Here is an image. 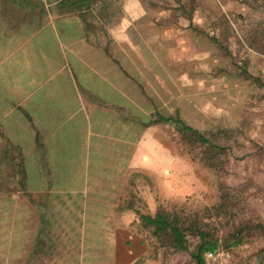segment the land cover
<instances>
[{
  "label": "crops",
  "instance_id": "0c3cea01",
  "mask_svg": "<svg viewBox=\"0 0 264 264\" xmlns=\"http://www.w3.org/2000/svg\"><path fill=\"white\" fill-rule=\"evenodd\" d=\"M142 1L0 0V264L83 262L86 222L112 228L103 264H135L137 213L179 197L168 124L128 73Z\"/></svg>",
  "mask_w": 264,
  "mask_h": 264
},
{
  "label": "rangeland",
  "instance_id": "374dc122",
  "mask_svg": "<svg viewBox=\"0 0 264 264\" xmlns=\"http://www.w3.org/2000/svg\"><path fill=\"white\" fill-rule=\"evenodd\" d=\"M140 5L146 11L140 25L126 19L131 32L145 27L140 50L131 51L132 81L157 113L176 115L227 149L219 159L222 169L211 171L198 161V149L170 125L164 127L163 138L179 157L180 188L179 197L164 195L156 209L203 216L216 235L214 249L230 255L219 264H253L264 250V237L246 230L235 245L230 235L243 222L264 225V0H144ZM118 7L113 23L122 22ZM130 37L132 42L139 38ZM187 176L193 181L183 193ZM86 183L89 191L91 182ZM218 184L225 187L227 199L225 207L214 210ZM111 229L86 222L83 262L76 264L90 262L92 253L103 264ZM142 236L147 253L135 264H193L188 253H172ZM195 242L189 239V251Z\"/></svg>",
  "mask_w": 264,
  "mask_h": 264
},
{
  "label": "trees",
  "instance_id": "16d2710c",
  "mask_svg": "<svg viewBox=\"0 0 264 264\" xmlns=\"http://www.w3.org/2000/svg\"><path fill=\"white\" fill-rule=\"evenodd\" d=\"M156 122L172 126L174 131L187 144L198 149V161L204 167L211 171L222 169L224 164L219 162V159L221 156L226 155V147L212 143L202 133L185 125L179 117L157 116ZM217 190L219 192V203L212 209L221 210L225 207L227 194L225 193V187L221 184H218ZM137 215L138 230L141 235L153 238L158 245L170 250L172 253H188L193 264H204L203 254L217 247L216 235L201 215H184L175 210L168 211L163 208H157L153 215L139 213ZM246 230L255 231L259 236L264 237V225L262 223L243 222L230 235L234 238L235 245L241 244V234ZM189 239L196 240L191 251L188 250ZM227 240L225 239L224 242H227Z\"/></svg>",
  "mask_w": 264,
  "mask_h": 264
},
{
  "label": "built area",
  "instance_id": "2783aa9c",
  "mask_svg": "<svg viewBox=\"0 0 264 264\" xmlns=\"http://www.w3.org/2000/svg\"><path fill=\"white\" fill-rule=\"evenodd\" d=\"M232 244V242H230ZM230 255L226 250L214 249L203 254L204 264H219L221 261L229 259Z\"/></svg>",
  "mask_w": 264,
  "mask_h": 264
},
{
  "label": "water",
  "instance_id": "95a60500",
  "mask_svg": "<svg viewBox=\"0 0 264 264\" xmlns=\"http://www.w3.org/2000/svg\"><path fill=\"white\" fill-rule=\"evenodd\" d=\"M261 150H262V152L264 154V141L262 143ZM263 259H264V251L261 252L260 254H258V256L256 257V259H255L253 264H260Z\"/></svg>",
  "mask_w": 264,
  "mask_h": 264
}]
</instances>
